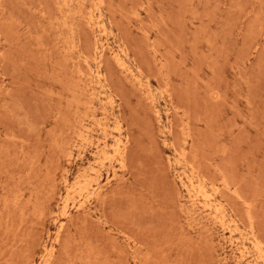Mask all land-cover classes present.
<instances>
[{"label": "rangeland", "instance_id": "rangeland-1", "mask_svg": "<svg viewBox=\"0 0 264 264\" xmlns=\"http://www.w3.org/2000/svg\"><path fill=\"white\" fill-rule=\"evenodd\" d=\"M0 264H264V0H0Z\"/></svg>", "mask_w": 264, "mask_h": 264}]
</instances>
